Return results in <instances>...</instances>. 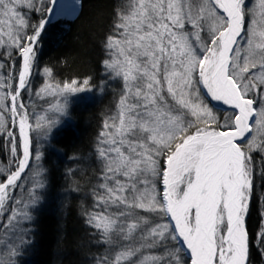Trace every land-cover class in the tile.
Returning <instances> with one entry per match:
<instances>
[{
  "label": "snow or ice",
  "instance_id": "1",
  "mask_svg": "<svg viewBox=\"0 0 264 264\" xmlns=\"http://www.w3.org/2000/svg\"><path fill=\"white\" fill-rule=\"evenodd\" d=\"M81 7L0 0V264H26L35 243L42 148L113 83L92 151L70 157L95 162L86 264L264 261V0H113L99 81L60 80L45 37Z\"/></svg>",
  "mask_w": 264,
  "mask_h": 264
},
{
  "label": "trees",
  "instance_id": "2",
  "mask_svg": "<svg viewBox=\"0 0 264 264\" xmlns=\"http://www.w3.org/2000/svg\"><path fill=\"white\" fill-rule=\"evenodd\" d=\"M82 7L71 18L49 26L40 58L41 65L53 68L57 79L92 76L99 81L104 57L101 41L111 23L113 0H81ZM109 91L102 99L76 100L70 107L71 119L54 130L50 144L44 145L43 166L47 187L34 211L35 220L25 224L34 233V245L25 256L26 264H86V254L97 251L89 246L90 229L84 223L81 206L89 184L95 182L94 161L70 159L87 157L93 141L114 96ZM69 169L73 172L69 173ZM79 186L80 191L75 189ZM255 206L249 227L258 225ZM256 264H264L256 257Z\"/></svg>",
  "mask_w": 264,
  "mask_h": 264
},
{
  "label": "rangeland",
  "instance_id": "3",
  "mask_svg": "<svg viewBox=\"0 0 264 264\" xmlns=\"http://www.w3.org/2000/svg\"><path fill=\"white\" fill-rule=\"evenodd\" d=\"M250 3H254L255 0H249ZM40 80H37V84L39 85ZM111 89L113 90L114 93H118L119 91V85L117 83H113ZM25 187H30V185H25ZM17 195H20L21 197H26V193L24 192V190H20L19 192H17ZM0 235H2V233H0Z\"/></svg>",
  "mask_w": 264,
  "mask_h": 264
},
{
  "label": "bare ground",
  "instance_id": "4",
  "mask_svg": "<svg viewBox=\"0 0 264 264\" xmlns=\"http://www.w3.org/2000/svg\"><path fill=\"white\" fill-rule=\"evenodd\" d=\"M64 2H65L66 4H72V3L74 2V0H64ZM68 15H71V14H67V15H65V16H68Z\"/></svg>",
  "mask_w": 264,
  "mask_h": 264
},
{
  "label": "water",
  "instance_id": "5",
  "mask_svg": "<svg viewBox=\"0 0 264 264\" xmlns=\"http://www.w3.org/2000/svg\"><path fill=\"white\" fill-rule=\"evenodd\" d=\"M78 10V9H77ZM75 15L74 14H71V15H68V16H64L63 18H67V19H71L73 18Z\"/></svg>",
  "mask_w": 264,
  "mask_h": 264
}]
</instances>
